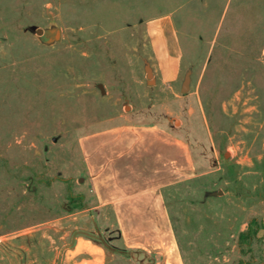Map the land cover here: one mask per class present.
Here are the masks:
<instances>
[{
  "label": "rangeland",
  "instance_id": "1",
  "mask_svg": "<svg viewBox=\"0 0 264 264\" xmlns=\"http://www.w3.org/2000/svg\"><path fill=\"white\" fill-rule=\"evenodd\" d=\"M128 122L191 147L164 192L184 264H264V0H0V264H157L95 208L79 146Z\"/></svg>",
  "mask_w": 264,
  "mask_h": 264
},
{
  "label": "crops",
  "instance_id": "2",
  "mask_svg": "<svg viewBox=\"0 0 264 264\" xmlns=\"http://www.w3.org/2000/svg\"><path fill=\"white\" fill-rule=\"evenodd\" d=\"M79 146L95 208H112L125 247L184 264L164 192L195 177L189 143L166 126L128 122L87 133Z\"/></svg>",
  "mask_w": 264,
  "mask_h": 264
},
{
  "label": "trees",
  "instance_id": "3",
  "mask_svg": "<svg viewBox=\"0 0 264 264\" xmlns=\"http://www.w3.org/2000/svg\"><path fill=\"white\" fill-rule=\"evenodd\" d=\"M73 201H77L73 199ZM262 227L261 221L258 217H253L249 220L248 225L245 230L239 233L238 239L241 248L244 251L251 249L252 243L259 239V232Z\"/></svg>",
  "mask_w": 264,
  "mask_h": 264
},
{
  "label": "water",
  "instance_id": "4",
  "mask_svg": "<svg viewBox=\"0 0 264 264\" xmlns=\"http://www.w3.org/2000/svg\"><path fill=\"white\" fill-rule=\"evenodd\" d=\"M36 33L44 40L45 42L51 41V40H58L61 36V32L59 29L55 30H44L42 28H38L36 30ZM151 70H148V76H151ZM189 76H186L184 85H183V92H186L189 88Z\"/></svg>",
  "mask_w": 264,
  "mask_h": 264
}]
</instances>
